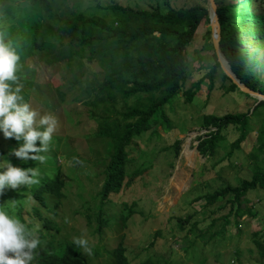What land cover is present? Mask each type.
<instances>
[{
  "label": "trees",
  "instance_id": "obj_1",
  "mask_svg": "<svg viewBox=\"0 0 264 264\" xmlns=\"http://www.w3.org/2000/svg\"><path fill=\"white\" fill-rule=\"evenodd\" d=\"M203 1L178 8L167 4L164 11L159 7L142 9L113 4L109 6L113 18L108 22L78 13L54 25L48 22L53 10L50 0H0V39L10 42L19 57L17 79L10 83L20 86L22 101L35 110L37 120L41 115H51L50 111L60 118L55 124L59 131L52 132L43 163L19 160L11 153L19 142L0 133V157L14 166L39 170L35 184L0 191V209H6L28 229L35 226L40 244L34 250L32 264H102V258L106 264H174L171 257L176 252L172 247L167 252L156 247L157 240L164 237L159 227L149 233L147 244L130 247L127 243V229L133 217H140L142 222L157 218L146 206V200L135 192L137 177L154 164L142 163L134 170L129 165L134 162L132 146L138 138H159L158 125L165 131L171 129L165 109L173 107L172 99L181 93L183 101L191 102L199 88L202 78L188 89L183 86L188 78L187 48L200 23L210 22L207 0ZM214 1L220 52L241 83L264 95V0ZM207 32L211 34L210 26ZM213 57L215 65L205 74L210 88L215 69L220 68L215 50ZM222 79L229 82L227 91L239 90L255 103L245 113L204 115L202 125L214 129L197 136L196 148L208 158L215 155L225 138L224 131L231 127L237 137L222 160L230 157L252 133L256 138L255 148L248 152L252 173L236 185L212 191H198L192 185L182 195L187 211L175 216V225L170 229L184 232L174 242L187 258L204 257V250L216 248V239L225 237L231 219L240 232L243 216L255 214L253 206L248 205L249 194L264 191V99L241 91L223 72ZM74 89L75 94L70 96ZM138 94L147 100L138 106L126 104L128 98ZM118 100L123 101L121 106ZM74 102L85 106L88 115L84 122L78 107L76 116H71ZM89 120L93 121V128ZM89 125L91 131H86L84 128ZM74 127L85 131L83 138H103L109 144L105 155L92 163L103 164L102 169L80 168L83 162H90L81 154L71 162L75 173L81 169L94 180L89 196L78 200L80 203L73 198L67 186L69 180L60 167L61 159L67 161L66 157L78 154L70 151L66 140L67 129ZM180 142L175 139L167 148L173 149L174 156L179 154ZM60 149L64 151L62 155L57 153ZM201 199L204 203L196 209L194 203ZM10 203L14 206L6 208ZM220 210L227 211L220 217L213 216ZM67 217L82 221L81 227L88 234L77 238L87 241V250L73 242L67 232ZM112 232L117 237L110 246L104 241V233ZM191 233L195 235L192 240ZM259 235L253 233L252 240L264 255ZM183 241L186 244L182 245ZM237 254L235 250L236 259Z\"/></svg>",
  "mask_w": 264,
  "mask_h": 264
},
{
  "label": "rangeland",
  "instance_id": "obj_2",
  "mask_svg": "<svg viewBox=\"0 0 264 264\" xmlns=\"http://www.w3.org/2000/svg\"><path fill=\"white\" fill-rule=\"evenodd\" d=\"M53 5L52 12L48 15V22L56 24V21L67 18H72L78 13H83L87 16L101 18L105 21H110L113 18L112 11L109 6L119 4L123 6H132L135 8L152 9L159 7L162 11L166 9V5L185 7L196 3H204L203 0H50ZM209 5L208 1L205 3ZM210 23L202 22L198 26L192 42L187 48L188 78L183 86V89L190 88L193 83L202 78L199 88L196 89V94L193 101H183L181 93L178 98L172 99V108H166L165 112L172 124L170 130L165 131L158 125L160 137L152 136L148 138L146 135L141 136L132 146V157L134 162L129 165V169H136L143 165H149L152 162L154 166L143 172L137 178L135 184L136 195L144 198L145 204L156 215L157 218H147L145 222L141 218L135 216L132 218V223L127 229V243L131 246L136 244H147L151 239L149 233L156 230L158 227L163 231L164 237L157 240V249L163 252L170 250L169 246L176 252L171 259L174 264H264V255H262L253 243L252 234L259 233L260 240L264 244V191L259 190L249 194L250 201L248 205L253 206L255 214L249 216L245 214L240 224L241 231L238 232L234 221L227 225L224 232L225 237L217 240V247H209L203 251V256L187 258L180 245L175 244L174 240L182 237L184 232H178L176 229H170L175 225V216L187 211L186 205L181 197L193 185L197 186L198 191H212L216 188L225 185H236L240 179L249 178L252 173V162L248 158V152L256 146V138L252 133L243 140L240 148L235 149L230 157H225L220 160L231 149V141L237 137V133L230 127L224 131L225 138L220 142L218 153L209 158L204 156L197 150L198 138L214 127L206 128L202 125L203 117L207 114L220 116L224 113H245L254 105V101L245 97L239 90L227 91L229 86L227 80L222 79V72L230 70V66L225 56L218 52L217 60L220 68L217 67L214 72V82L210 88L209 78L205 76L208 70L215 65L213 57L214 46L211 39V34L207 32ZM262 64L264 63V49L261 54ZM232 72V71H231ZM233 74V73H232ZM234 75V74H233ZM204 77V78H203ZM75 90L71 91L70 96L75 94ZM20 96H22L20 94ZM254 97V96H252ZM259 99V98H258ZM147 99L144 95H134L126 100L127 105H141ZM121 106L123 101L118 100ZM120 106H118L120 108ZM82 110L81 121L87 117L88 112L85 106L77 102L72 103L71 116L75 117L74 113L77 108ZM69 110V109H68ZM78 111V110H77ZM55 117V121L60 122V118L56 117L57 113L49 112ZM40 114V113H39ZM38 115V114H37ZM56 115V116H55ZM159 119V116L156 115ZM92 128L93 121L89 120ZM89 128H84L86 131H91ZM59 131V128L55 130ZM68 148L78 154H71L67 161L61 159V169L63 176L68 181V189L73 194L76 203L78 200H83L89 196V190L94 185V180L86 175L81 169L75 173V166L72 167V160L79 158L80 154L86 157L90 162H83L80 168L89 169L91 171L102 169L103 164H92L99 160L108 151L107 139L103 138H83L85 131L82 128L67 129ZM175 139L181 140L178 156H174L172 148L167 149L172 145ZM81 144V147L79 145ZM88 147V148H87ZM85 149V150H84ZM60 149L58 155L63 154ZM0 160H3L0 157ZM220 160V162H218ZM173 162L170 165L169 162ZM215 163V166L212 164ZM51 167V165H50ZM129 195H132L130 192ZM134 195V194H133ZM204 200H199L194 203L196 209H199L200 204ZM227 210H220L213 216H221ZM70 216V215H69ZM172 216V220L169 217ZM66 223L70 226L67 232L72 237H80L88 234L81 227L80 219L67 217ZM222 222V220H220ZM63 230L65 228L63 226ZM117 234L104 233V241L108 245H114V239ZM195 237L194 233L190 234V240ZM88 239L91 240L90 237ZM110 243V244H109ZM160 244L163 247L160 248ZM186 244L185 241L182 245ZM153 249L148 250L152 252ZM235 250L238 251L237 259L234 256ZM201 252V250H199ZM102 264H106L107 260L99 259Z\"/></svg>",
  "mask_w": 264,
  "mask_h": 264
},
{
  "label": "clouds",
  "instance_id": "obj_3",
  "mask_svg": "<svg viewBox=\"0 0 264 264\" xmlns=\"http://www.w3.org/2000/svg\"><path fill=\"white\" fill-rule=\"evenodd\" d=\"M19 57L10 42L0 39V133L5 138L19 142L11 153L21 161L28 159L44 162L51 134L55 130V117L41 115L22 101L20 86L16 81V65ZM37 141L39 144L37 145ZM37 168L14 166L7 159L0 160V191L13 190L20 186H31L37 182ZM10 203L6 208L13 207ZM33 226L28 229L24 223L0 209V264H32L34 250L40 244ZM73 242L87 250V241L73 237Z\"/></svg>",
  "mask_w": 264,
  "mask_h": 264
},
{
  "label": "water",
  "instance_id": "obj_4",
  "mask_svg": "<svg viewBox=\"0 0 264 264\" xmlns=\"http://www.w3.org/2000/svg\"><path fill=\"white\" fill-rule=\"evenodd\" d=\"M209 5L208 10H209V18H210V28H211V39H212V43L214 46V49L216 51V54L218 56V52H220L219 49V28H218V17L216 15V3L214 0H207ZM225 74L228 75L232 81L238 86V88L243 91L248 93L251 96L257 97L259 99H264V95L254 91L252 89H250L249 87H247L246 85H244L243 83H241L238 78L232 74V72L230 70H225Z\"/></svg>",
  "mask_w": 264,
  "mask_h": 264
},
{
  "label": "bare ground",
  "instance_id": "obj_5",
  "mask_svg": "<svg viewBox=\"0 0 264 264\" xmlns=\"http://www.w3.org/2000/svg\"><path fill=\"white\" fill-rule=\"evenodd\" d=\"M180 155V154H179Z\"/></svg>",
  "mask_w": 264,
  "mask_h": 264
}]
</instances>
